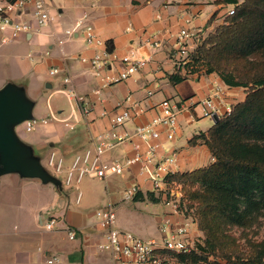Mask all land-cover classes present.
<instances>
[{"label": "crops", "instance_id": "0c3cea01", "mask_svg": "<svg viewBox=\"0 0 264 264\" xmlns=\"http://www.w3.org/2000/svg\"><path fill=\"white\" fill-rule=\"evenodd\" d=\"M44 1L54 17L49 25L22 33L12 41H5L6 32L0 30V95L11 96L13 99L15 96V101L21 98L17 102H23L34 111L27 119L47 120L27 132L24 129L25 119L21 123V130L16 131L17 134L9 127L10 124L6 126L18 147L17 158L21 161V167L4 169L1 164L3 154L0 151V264H35L40 257H44L47 264L59 263V260L47 262L49 252L58 250L56 233L63 234L61 240L74 241L67 249L78 248L81 257L86 254L89 262L93 249H97L103 260L113 264L109 253L97 248L102 241V231L94 224V211L89 214V219L78 207L82 192L80 201L75 202L74 194L72 202L71 193L60 190L59 185L47 174L49 155L54 153L64 159L72 158L85 148L93 147L94 138L106 133L110 126L109 117L101 116L100 113L103 110L111 111L127 96L140 101L145 108L143 113L124 124L125 128L132 129L159 115V103L163 99H170L177 104L188 98L199 100L205 98L215 86H219L224 91L223 105L227 106L241 101L245 95L244 89L226 85L215 72L200 75L187 73L186 79L175 84L168 79L179 67L175 63L178 32L180 29H189L196 35L208 27L207 20L211 14L220 10V4L216 5L213 0L214 8L211 11L207 9L202 19L200 13L205 10L206 0ZM17 17L34 25L30 4ZM78 19L91 24L95 33L105 42L106 48L109 45L112 54L118 58L132 52L135 57L146 60V64L129 78L102 86L90 65L79 59L80 56L91 57L95 48L85 43L80 30L72 35L64 32ZM188 43L193 46L195 36L188 39ZM52 67L59 68L63 77L70 75V85L63 82L60 85L57 80L53 84V76L49 74ZM121 68L122 64L116 61L110 69L103 71V75H115ZM181 71L185 73L184 67ZM53 85L56 87L54 90ZM62 86L65 90L73 88L79 96L87 99L91 111L83 114L76 101L68 96L67 90L61 91ZM52 96L56 100H53V106L50 103ZM58 97L65 100H59ZM73 100L75 108L63 116L65 106ZM213 124V118L202 116L201 108L197 106L179 115L173 139L167 140L164 128L157 126L161 135L156 140V159L174 154L175 171H190L210 163L213 159L203 141L198 139L190 144L188 140L199 132H205ZM167 142L170 143L168 151L164 147ZM134 143L140 146V151L145 150V143L134 137L105 153L104 158L124 161L133 156ZM24 149L28 153L37 152V157H33L30 165L27 163L28 156L23 154ZM35 158L38 162H35ZM28 170L35 175L30 177ZM122 176L126 183L135 179L140 184L141 200L144 194L152 192L149 182L139 173L138 164L132 165ZM153 196L157 200L151 201L157 203L160 210L155 212V235L147 239H159L158 223L162 215L169 211L161 196ZM41 209L60 218L61 224L74 227L76 237L69 239L62 230L44 229L40 224ZM191 234L201 236V232L194 226Z\"/></svg>", "mask_w": 264, "mask_h": 264}, {"label": "built area", "instance_id": "2783aa9c", "mask_svg": "<svg viewBox=\"0 0 264 264\" xmlns=\"http://www.w3.org/2000/svg\"><path fill=\"white\" fill-rule=\"evenodd\" d=\"M27 4L31 6L34 25L17 17V14ZM232 12L230 10L228 13ZM53 19L54 17L49 12L44 0H0V30L6 32L5 41H12L22 33L47 26ZM82 19H78L71 28L65 29L64 32L72 35L80 30L85 43L95 48L96 51L91 57L80 56L79 59L90 65L94 74L100 78L102 86L123 81L143 68L146 60L135 57L132 52L118 58L108 51L105 42L95 33L92 25ZM194 36L195 32L189 29H180L176 36L175 63L181 68L187 63L188 53L194 46L188 43V39ZM116 61L122 64L121 70L115 75H103V71L110 69ZM58 72L59 68L57 67L49 69L51 76ZM62 82L65 85H70V75H65ZM66 90L68 96L76 101L83 114L91 111V105L87 99L79 96L71 87ZM95 92L98 93L99 90H95ZM223 93L222 88L215 86L205 98L199 100L188 98L177 104L170 99H163L159 103L161 109L159 115L146 123L135 125L132 129L125 128L124 124L143 113L145 108L140 101L132 100L130 96H127L111 111L103 110L100 113L101 116L109 117V130L94 138L93 147L76 153L67 168L64 167V158L54 153L49 155L47 165L56 174H65L64 184L66 186H70L73 182L79 184L86 175H94L103 180L114 175H122L132 165L138 164L139 173L143 174L144 179L149 182L152 193L156 197L161 196L164 204L169 207V211L162 215L157 226L159 239H144L130 231L117 228L115 213L111 206L94 211V224L102 231V241L97 245V248L108 252L113 264H197L183 262L176 257L177 254L198 252L201 237L191 234L192 226L197 228L196 220L193 209L189 207L180 186L167 181V176L175 172L174 154L161 159L155 157V150L158 147L156 140L161 135L156 127L164 128L165 138L171 140L176 131L179 115L187 109L200 106L202 116L208 118H213L215 115L219 117L230 112L231 105H223ZM46 122V119H26L24 129L28 132ZM134 137L140 138L145 143L144 151H140V146L134 143L132 145L133 156L126 158L123 162L104 158L105 153L127 143ZM141 192L140 184L133 179L127 183L123 198L130 200ZM80 198L81 192L78 191L75 202H79ZM40 224L48 231H64L69 239H74L77 235L74 227L61 224L60 218L54 215H49L45 221L40 218ZM58 260V258H49L47 262L52 263Z\"/></svg>", "mask_w": 264, "mask_h": 264}, {"label": "trees", "instance_id": "16d2710c", "mask_svg": "<svg viewBox=\"0 0 264 264\" xmlns=\"http://www.w3.org/2000/svg\"><path fill=\"white\" fill-rule=\"evenodd\" d=\"M14 1V0H9ZM215 4H233L228 22L218 25L208 33L202 46L194 48L188 57L210 63L204 46L221 48L220 55L264 58V0H215ZM207 25L211 23L212 16ZM107 50L111 51L108 45ZM217 50V49H216ZM218 51V50H217ZM225 55V56H224ZM188 63L168 76L175 84L191 73ZM215 72L210 66L205 73ZM217 74V73H216ZM222 81L244 89V98L231 105L205 132H199L188 140L198 139L207 146L212 161L190 171H175L167 176L169 183L179 185L184 195L198 200L200 229L205 235L198 252L177 254L178 260L197 264H264V242L247 258L222 255L216 246L229 242V237L219 228V223L245 226L258 214L264 212V67L246 73L240 79L232 71H219ZM152 192L147 196L156 201ZM138 197H142L141 193Z\"/></svg>", "mask_w": 264, "mask_h": 264}, {"label": "rangeland", "instance_id": "374dc122", "mask_svg": "<svg viewBox=\"0 0 264 264\" xmlns=\"http://www.w3.org/2000/svg\"><path fill=\"white\" fill-rule=\"evenodd\" d=\"M207 2L204 4L205 10L200 13V18H204L206 16V10L208 9L211 11L214 8V3L211 0H206ZM243 0H238V3H241ZM217 5V4H216ZM220 10L216 14L212 16L211 23L208 27L203 28L201 31L196 33L195 35V44L191 50L194 48H198L202 46L203 40H205L208 36V33L214 32L215 28L220 25L227 23L229 18V11L234 8L233 4H220ZM204 48L208 49L206 54L210 56L211 62L207 63L202 60L198 61L194 56L187 57L188 69L191 71L190 74L200 75L204 74L206 70L212 66L215 68L216 73L218 75L219 71H232L233 74L236 75L238 79L243 76V74L251 73L257 68L264 67V58L261 56L253 55L252 57H237L235 55L226 54V57H222L220 55L221 48H213V46L207 43ZM218 51H217V50ZM225 56V55H224ZM63 75L59 72L58 74L53 76V84L56 82L58 84H62ZM61 81H60V80ZM9 82H12L9 80ZM7 84V82H5ZM13 83V82H12ZM60 84V85H61ZM56 89L53 85V90ZM62 92H65V88L62 86ZM51 91V89H50ZM23 95V93L21 92ZM11 98V96H8ZM14 99L15 96H13ZM59 100H65V98L58 97ZM17 101H21V98H17ZM53 100H55L54 96L50 103L52 106L54 105ZM68 102V101H67ZM20 103L25 112L22 113V117L13 123H10L9 127L14 130V134H17V130H21V123L25 117L32 116L34 111L31 107L27 106L23 102ZM75 101L73 100L72 103L68 102L67 106H65L63 116H66L72 112V108H75ZM73 122L74 120L71 119ZM211 122V120L209 121ZM18 139V136H16ZM172 143V142H171ZM170 143L167 142L165 144V149L168 151ZM23 151V150H22ZM24 155L28 156L27 163L30 165L32 164V159L37 152L34 151L33 153H28V150L24 149ZM20 154H18L19 156ZM37 157V156H35ZM73 158V157H72ZM72 158H65L64 159V167L67 168V165H70ZM38 162L37 158H35ZM15 160H17L15 158ZM34 161V160H33ZM121 162L123 160L120 159ZM21 163V161H19ZM24 163V162H23ZM46 172L48 175L52 176L56 180H58L57 185L60 190L71 193V199L73 202V196L78 191L82 192L81 202L78 207H80L81 211L86 213L91 219L90 215L93 211L103 208L106 206H111L115 213V221L116 227L121 230L130 231L133 234L141 237L146 238L152 235H155L154 229V218L155 212H159L160 206L157 203L152 202L147 194H144V197L141 200V197L135 196L133 199L124 200L123 192L127 185V181L122 175H114L111 176L107 180L98 179L94 175H86L81 183L75 184L74 182L70 186H66L64 184L65 174L60 173L56 174L52 168L46 165ZM29 176L33 177L35 173L28 170ZM32 179V178H31ZM126 183V184H125ZM185 195L186 200L190 208L193 209L194 218L196 220L197 229L201 232L200 244L203 245L205 235L203 231L200 229V225L198 221L199 219V211H198V200L193 199L190 197V194ZM44 201V199H42ZM71 202V204H73ZM42 220L45 221L46 218L50 215L48 210H42L40 212ZM39 228V227H38ZM44 228V227H43ZM219 228L224 232L225 235L229 237V242L224 244H219L216 246L217 254H220L219 258L222 259V255L226 254L229 256L247 258L252 256L255 253V250L261 246L264 242V212L258 214L252 221L245 225V226H236L231 224H224L219 223ZM40 229V228H39ZM42 230V229H40ZM57 231V230H54ZM56 237L58 239V250H53L49 252L50 258H58L59 263L53 264H109L107 261L103 260L102 255L99 253L97 249H93L92 251V258L89 262L88 257L86 254L81 257V251L78 248L72 247V249H67V246L73 245L74 241H67L61 240L62 233H56ZM54 236V235H53ZM96 248V247H95ZM42 256V254L40 255ZM224 261V260H223ZM35 264H47L45 262V258L40 257Z\"/></svg>", "mask_w": 264, "mask_h": 264}, {"label": "water", "instance_id": "95a60500", "mask_svg": "<svg viewBox=\"0 0 264 264\" xmlns=\"http://www.w3.org/2000/svg\"><path fill=\"white\" fill-rule=\"evenodd\" d=\"M49 86V84H46ZM25 112L24 107L17 103L13 98L5 95H0V151L3 154L1 164L4 169L14 168L15 166L21 167L19 159L17 158V150L11 131L6 127L7 124L18 121ZM25 117L23 120L27 119ZM218 116L213 117V122H217ZM15 158L17 160H15ZM51 180L58 183V180L50 176Z\"/></svg>", "mask_w": 264, "mask_h": 264}]
</instances>
